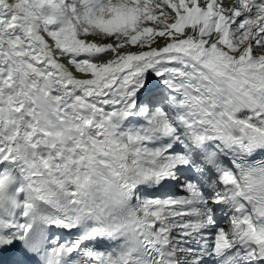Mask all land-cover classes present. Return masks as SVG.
<instances>
[{
    "label": "snow or ice",
    "instance_id": "snow-or-ice-1",
    "mask_svg": "<svg viewBox=\"0 0 264 264\" xmlns=\"http://www.w3.org/2000/svg\"><path fill=\"white\" fill-rule=\"evenodd\" d=\"M0 264H264V0H0Z\"/></svg>",
    "mask_w": 264,
    "mask_h": 264
}]
</instances>
